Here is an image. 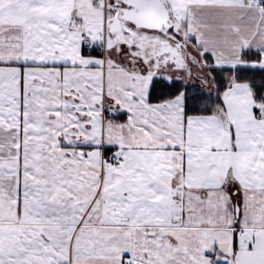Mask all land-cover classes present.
I'll use <instances>...</instances> for the list:
<instances>
[{
	"label": "snow or ice",
	"instance_id": "6c2138e0",
	"mask_svg": "<svg viewBox=\"0 0 264 264\" xmlns=\"http://www.w3.org/2000/svg\"><path fill=\"white\" fill-rule=\"evenodd\" d=\"M0 264H264V0H0Z\"/></svg>",
	"mask_w": 264,
	"mask_h": 264
}]
</instances>
